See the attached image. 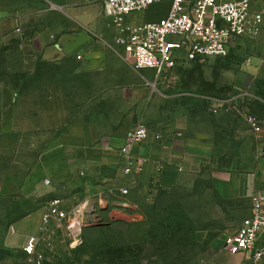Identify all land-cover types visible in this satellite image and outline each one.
<instances>
[{"label":"crops","instance_id":"crops-1","mask_svg":"<svg viewBox=\"0 0 264 264\" xmlns=\"http://www.w3.org/2000/svg\"><path fill=\"white\" fill-rule=\"evenodd\" d=\"M118 40L114 19L97 0H0V158L20 153L29 145L25 139L42 148L21 185L13 173L2 176L1 194L40 198L49 192L74 204L112 186L127 131L151 118L144 110L147 80ZM169 122L159 118L154 125L165 143L152 137L144 145L149 164L141 186L164 185L179 171L177 163L217 150L216 130L200 129L203 124L194 130L185 115ZM222 180L223 198L243 202L241 211L250 216L252 197L264 192V131L247 132ZM43 209L15 223L14 235L36 215L41 223ZM23 227L25 237L35 236ZM233 257L234 263L251 264Z\"/></svg>","mask_w":264,"mask_h":264},{"label":"rangeland","instance_id":"rangeland-1","mask_svg":"<svg viewBox=\"0 0 264 264\" xmlns=\"http://www.w3.org/2000/svg\"><path fill=\"white\" fill-rule=\"evenodd\" d=\"M168 8L169 4L156 5L128 22L153 21ZM253 8L264 14V0H255ZM143 75L147 80L144 101L149 104L144 110L151 118L137 120L133 126L145 124L161 145L165 137L154 132L155 122L160 118L170 123V119L185 115L195 124L194 130L201 124L200 129L216 130L217 150L198 160L177 163L179 171L172 172L164 185L140 183L127 199L111 198V205L99 210L97 218L83 229L80 241L74 242L66 230H57L40 244L35 255L25 252L27 237L19 228L24 226L28 235L36 236L39 215L16 229V235L13 226L58 196L49 192L40 198L0 193V264H237L223 242L247 216L241 211L243 202L223 198L227 189L222 174L238 159L247 132L258 133L249 123L251 117L261 127L259 134L264 131V28L258 38L239 41L225 58L185 64L161 81L155 80L152 71H143ZM202 97L226 104L216 113ZM157 136L161 139L156 140ZM24 142L29 145L22 146L16 156L0 158V187L7 173L18 176L14 183L21 185L22 176L42 149L30 145L37 140ZM117 176L116 171L111 185Z\"/></svg>","mask_w":264,"mask_h":264},{"label":"built area","instance_id":"built-area-1","mask_svg":"<svg viewBox=\"0 0 264 264\" xmlns=\"http://www.w3.org/2000/svg\"><path fill=\"white\" fill-rule=\"evenodd\" d=\"M97 1L104 6L106 15L114 19L127 61L136 71L154 72L156 81L175 74L185 64L225 58L239 41L258 38L264 28V14L253 8L255 0ZM162 4H169V8L160 18L128 22L133 15ZM202 98L213 105L216 113L226 104L211 97ZM249 123L256 132L261 131L255 118L251 117ZM151 138L149 128L141 122L130 128L119 148L115 184L94 199L74 204L63 198L51 200L43 209L38 234L27 237L25 252L35 255L40 244L61 229L74 242L80 241L83 229L97 218L99 210L111 205V198L127 199L146 173L149 159L143 148ZM158 169L162 172L161 167ZM45 183L51 185L50 180ZM223 244L231 256H242L251 264H264V192L252 197L250 216L225 237Z\"/></svg>","mask_w":264,"mask_h":264},{"label":"trees","instance_id":"trees-1","mask_svg":"<svg viewBox=\"0 0 264 264\" xmlns=\"http://www.w3.org/2000/svg\"><path fill=\"white\" fill-rule=\"evenodd\" d=\"M22 218H23V217H22ZM22 218H21V219H22ZM172 229H175V227H174V226H172ZM170 230H171V229H170Z\"/></svg>","mask_w":264,"mask_h":264}]
</instances>
